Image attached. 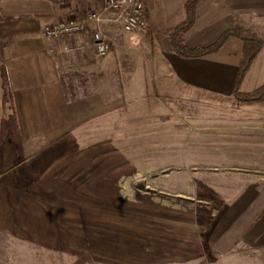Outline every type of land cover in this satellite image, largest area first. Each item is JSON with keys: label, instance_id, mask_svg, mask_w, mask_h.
<instances>
[{"label": "rangeland", "instance_id": "rangeland-1", "mask_svg": "<svg viewBox=\"0 0 264 264\" xmlns=\"http://www.w3.org/2000/svg\"><path fill=\"white\" fill-rule=\"evenodd\" d=\"M65 65L68 82H80L71 95H85L86 68ZM120 69L110 73L105 114L56 139L22 140L3 113L0 264H264L259 245L222 254L209 243L232 203L264 192L262 123L248 140L231 133L264 109L170 83L139 93Z\"/></svg>", "mask_w": 264, "mask_h": 264}, {"label": "crops", "instance_id": "crops-1", "mask_svg": "<svg viewBox=\"0 0 264 264\" xmlns=\"http://www.w3.org/2000/svg\"><path fill=\"white\" fill-rule=\"evenodd\" d=\"M144 1L149 32H126L120 26L105 23L103 28L109 30L107 32L113 37V49L108 55L100 57L85 46L83 35L47 39L41 34L45 25L69 19L77 11L98 7L97 0H71L59 5H54L50 0H0L1 14L6 17L0 21V125L5 112L2 103L3 64L13 90L22 140L35 138L32 134H52L44 139H56L71 126L105 114L110 104L106 85L111 82L113 68L118 66L121 67V76L133 78V89L139 93L156 92L159 85L170 83L185 90L233 96L239 73L240 42L232 38L210 55L181 57L171 50L167 36L184 19L186 0ZM237 21L263 30L264 0H203L196 13V22L185 36V44L190 47L211 44ZM130 42L133 53L124 50ZM160 44L168 45V48L159 54ZM64 46H69L71 50L65 52ZM64 64L72 69L86 68L85 95L68 99L65 84L69 83L70 77L64 75L61 68ZM79 75V72L71 74L73 79ZM72 83L71 91L74 92L75 87L78 91L77 84L80 82ZM125 83L132 85L131 81ZM263 84L264 47L239 88L249 92ZM95 85L99 87L96 89ZM133 89L129 88L128 91ZM237 103L247 112L261 113L264 109L263 99ZM245 120L241 129L237 126L236 131H231L233 139L248 140L254 138V133H264V117L248 116ZM257 122L262 123L260 130L263 131H254ZM43 135L37 138L43 139ZM233 144L237 146L238 142L230 145ZM245 145L248 155H253L255 144L247 142ZM248 200L246 197L238 199L227 212L222 213V221L209 234V243L215 251L225 254L239 242L246 248L255 245L264 247V192Z\"/></svg>", "mask_w": 264, "mask_h": 264}, {"label": "trees", "instance_id": "trees-1", "mask_svg": "<svg viewBox=\"0 0 264 264\" xmlns=\"http://www.w3.org/2000/svg\"><path fill=\"white\" fill-rule=\"evenodd\" d=\"M54 5L67 3L71 0H50ZM203 0H186L184 5L185 17L184 19L168 33V41L172 51L184 58H200L212 53L219 51L226 43L234 38L237 39L241 44L240 62H239V73L234 91V97L242 102L254 101L264 98V84L259 88L244 92L241 91L239 86L246 75L247 71L252 66L254 59L256 58L259 51L264 47V29L259 30L251 25H245L240 21H237L229 28L225 29L220 36L211 44L206 46H195L190 47L185 44L186 34L193 28L196 22V13ZM6 17L1 14L0 6V21L5 20ZM2 77V103L3 109L6 112H11L12 118L16 130H18V123L16 117V110L14 107V96L13 90L10 85L7 68L3 64L1 67ZM66 85V96L68 99H73L76 95H71V84ZM68 88V90H67ZM70 90V91H69ZM70 96V97H69ZM21 173L24 174V169L15 177L18 182H21L22 188L27 187L29 184L27 176L22 177ZM25 175V174H24ZM22 178V179H20ZM27 180V181H26ZM14 236V234H13Z\"/></svg>", "mask_w": 264, "mask_h": 264}, {"label": "built area", "instance_id": "built-area-1", "mask_svg": "<svg viewBox=\"0 0 264 264\" xmlns=\"http://www.w3.org/2000/svg\"><path fill=\"white\" fill-rule=\"evenodd\" d=\"M99 6L88 8L66 20L45 25L41 34L47 39L69 35L85 36V46L104 57L113 49V37L103 29L105 23L120 26L131 33L149 32L147 7L144 0H97ZM69 46L64 51L69 52Z\"/></svg>", "mask_w": 264, "mask_h": 264}]
</instances>
